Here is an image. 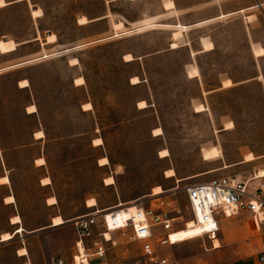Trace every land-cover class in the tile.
Returning a JSON list of instances; mask_svg holds the SVG:
<instances>
[{"label":"rangeland","instance_id":"1","mask_svg":"<svg viewBox=\"0 0 264 264\" xmlns=\"http://www.w3.org/2000/svg\"><path fill=\"white\" fill-rule=\"evenodd\" d=\"M32 1L46 10L41 19L42 28L59 34L60 42L67 46L110 36L114 32V36H119L130 32L128 29L135 25L145 24L140 26L142 30L0 73V135L7 161L6 170L0 161V176L11 171L12 179L11 185L0 186V199L12 187L18 196L27 230L44 228L34 234L24 233L29 235L24 240L19 235L12 242L1 243L0 264H22L15 255L21 245L28 248L32 264H52V258L57 254L72 260L73 249L68 246H72L77 233L71 220L94 209L87 204L91 198L96 199L98 208L120 203V216L124 219L128 216V208L134 205L125 203L151 193L156 196L154 189L157 186H161L163 192L177 187L175 197L183 216L190 221L183 190L186 184L227 174H238L246 180L256 169V177H262L260 172L264 168L260 167L264 166V160L211 171L225 162L240 160L247 151L246 160H253V153H264V12L258 15L259 19L251 18L253 20L248 23L250 34L245 22L237 15L192 29L181 23L174 25L176 28L170 25L208 18L216 12L209 0ZM221 1L231 8L249 2ZM4 5L5 1L0 0V7ZM175 5L179 10L173 9ZM78 14L83 15L78 18ZM32 15L40 17L43 10L33 8ZM103 15L107 17L88 23ZM114 20L119 21L114 23ZM155 20L170 24L152 22ZM30 29L31 19L24 5L10 11L0 8V52L11 53L18 45L13 39H2L3 35L22 39L29 36ZM204 35L216 40L217 49L194 57L193 65L199 67L200 80H187L184 63L188 49L200 48L199 39ZM56 39L54 33L47 37L48 42ZM179 45L183 47L149 56ZM212 48L211 41L203 42V50ZM38 49L39 44L32 43L10 55L28 56ZM126 53L147 57L125 63L122 56ZM72 57L79 60L73 61L75 58ZM70 58L72 65L80 63L71 67L67 64ZM132 59L131 54L125 55V60ZM3 60L4 56L0 54V64ZM193 65L186 67L189 76L199 75L198 68ZM79 75L85 77L86 85L72 86V78ZM257 75L262 80H258ZM22 76L33 80L43 127L48 132L45 138L37 139L33 146L25 148L16 146L31 140L38 123L35 117L24 114L30 98L25 90L15 87ZM138 76L144 80L149 78V82L132 86L131 82H140ZM228 77L234 85L230 86L232 81ZM221 80H224L223 86L229 87L208 92L219 87ZM149 83L155 91L152 99ZM200 83L208 93L199 95ZM148 97L152 106L139 109L138 101ZM198 98L200 102L195 101ZM88 100L93 103V110L84 111L82 103ZM84 105L86 110L92 108V104L91 107ZM139 106L146 107V101H140ZM157 128L162 130L160 134H157ZM222 128L227 130L221 132ZM36 136L43 137L44 133L36 132ZM96 138H101L102 143L96 144ZM164 149L168 150V155L161 157L160 152ZM39 154L44 155L46 164L35 167L33 161ZM104 157L108 158L107 164L101 161ZM98 162L106 166L101 167ZM169 170H174L173 177L167 176ZM44 176L50 177L51 184L42 183L50 185L41 184ZM50 195L56 198L54 206L46 204ZM9 213L10 209L0 204L1 238L3 233L12 230L7 221ZM56 214L62 216V225H69L61 230L54 228L57 226L51 224ZM245 220L251 231L234 244L207 252L198 239L196 248L177 244L163 247L162 253L174 257L180 264H197V256L210 261L209 264L229 259L250 261L255 253L264 249V233L253 231L251 217H245ZM221 225L225 239L233 226H244L245 222L225 218ZM197 233V229H181L173 239L184 242L192 240L196 237L192 235Z\"/></svg>","mask_w":264,"mask_h":264},{"label":"built area","instance_id":"2","mask_svg":"<svg viewBox=\"0 0 264 264\" xmlns=\"http://www.w3.org/2000/svg\"><path fill=\"white\" fill-rule=\"evenodd\" d=\"M251 181L223 176L186 184V210L194 221L192 228L199 230L191 239H201L206 250L213 249L214 240L220 236V218L240 214L250 215L255 230L264 233V185L256 186ZM176 192L177 187L125 203L134 204L135 209L124 219L120 216V203L105 208L96 206L89 213L74 217L71 222L77 240L72 260L56 256L52 264H180L162 253L163 247L180 243L173 239L177 231L189 228ZM219 264H264V249L250 261L224 260Z\"/></svg>","mask_w":264,"mask_h":264},{"label":"crops","instance_id":"3","mask_svg":"<svg viewBox=\"0 0 264 264\" xmlns=\"http://www.w3.org/2000/svg\"><path fill=\"white\" fill-rule=\"evenodd\" d=\"M4 1H5V5L4 6H1L0 8H6V10H8V11L12 10L14 7H17L19 5H24L26 7L27 14H28V16H30V19H31V29H30L29 36L26 37V38H22V39L21 38H15V39L14 38H10L7 35H3L2 36L3 37L2 39H13L18 45H17V49L14 50V51H12L11 53H1L0 52V54L4 56V60L2 61V64H0V73L1 72H4L6 70H11V69H14V68H17V67H20V66H24V65H27V64L36 63V62H44L48 58H53L55 56H60L61 57V56L65 55V54H67L68 52H71V51L80 49V48L85 47V46H88L90 44H93V43H96V42H100V41H103V40H106V39L114 38V37H119V36L128 34L130 32H136V31L142 30V29H139V28H140V26H142V25L145 24V23H143V24H140V25H135V26H133V28L128 29V30H130V32L125 33V34H121L119 36H114L115 35V32H114L110 36H106V37H103V38H98V39L91 40V41H86L84 43H79V44L72 45V46H67V45H64V44H62L60 42V36H59V34H57L55 32H52L51 30H46V29H43L42 28V26H41V19L45 16L46 10L44 8H42L39 4L34 3L32 0H4ZM214 1L215 0H209V4L212 5V6H215L216 12L214 14H212L211 16H209L208 18H204V19L197 20V21H193V22H189V23L176 22L174 24H170V23H160V22H158L156 20L155 21H152V22L160 23V24H170V25H172V27H175L174 25H176L177 23H181L183 25L188 26L187 29H192V28H196L197 26H201L202 24L215 22V21H218V20L226 19V18H228L230 16L237 15L238 16L237 17L238 19H242L243 22H245L246 28L248 30V33L250 32V34H251V29H250V26L248 25V23H250V21L253 20L254 18L259 19V16L258 15L261 12L262 13L264 12V0H249V2H247L245 4H242L240 6L234 7V8H231V7L227 6V4L225 3V1L219 0V1H217V3H214ZM33 8H40V9H42L43 10V15L40 16V17H34L32 15V9ZM173 9L179 10V8L176 5H175V7ZM166 10H171V9H166ZM255 10H258V11L256 12ZM82 15L83 14H78L77 17L79 18ZM222 15H224V16H222ZM106 17H107V15H103V16H100L99 18H96V19H93V20H89L88 23L100 21V20H102V19H104ZM251 18H253V19H251ZM206 20H208V21H206ZM88 23H86V24H88ZM80 25H82V24H80ZM155 26H157V25H155ZM160 26H167V25H160ZM125 28H126V26H125ZM52 33H54L56 35L57 39L54 42H48L47 41V37H48L49 34H52ZM206 40L211 41L213 43V48L210 49V50H208V51L203 50V42L206 41ZM32 43L39 44V49L36 50L35 53L29 54L28 56H11L10 55V54L18 51L21 48H25V47L29 46ZM253 45H255V43H253L252 46H251L252 52H253ZM57 47H59V48L57 49ZM181 47H183V46L179 45L176 48H172L170 46L169 48H166L164 50L156 51L155 53H152L149 56H154V55H158V54H162V53H166V52H172L173 50H177V49H179ZM199 47L200 48L195 49V50H193L192 48L191 49L190 48L189 49L187 48L188 49V58H187L186 62L184 63V77L187 80L196 79L197 82H198V80H200L199 79V77H200L199 67L193 65V63L196 62V60H195L194 57L196 55L201 54V53H204V52H212V51H215L217 49V42L211 36L204 35V36H202L199 39ZM193 53H195V54H193ZM46 54L48 56L47 57H44ZM126 54H131L132 57H133V59L132 60H129V61L128 60H125V55ZM126 54H124L122 56V59H123V61L125 63H130V62H133V61H136V60H140V58L143 59L144 57H147V56L137 57V56H134L132 53H126ZM72 58H77V57H72ZM72 58H70L69 60H67V64H69V66H71V67L72 66H76V65H78L80 63V61H79L78 64L72 65L70 63V60ZM188 65H193V67H197L198 70H199V75H197V76H189L188 70H186V67ZM259 75H262V74H259ZM259 75H257L256 78L258 80H262L263 79V75H262V79H259ZM78 77H83L85 79V77L82 76V75L75 76V77L72 78L71 85L74 86V87L85 86L86 85V79H85V82L83 84H76L75 83V80ZM138 77L140 79V82L139 83H132L130 81L131 82L130 84L132 86H136V85H139V84H144L145 82H149V78H145V80H144V78L142 76H138ZM228 78H226V79H228ZM226 79H224V80H226ZM229 79H231V78H229ZM22 80H27L28 81V85L27 86H21L20 85V81H22ZM224 80H221L220 81L219 87H217V88H215V89H213L211 91H208V92H213V91H217V90H220V89L229 87V86H223V81ZM231 81H232V79H231ZM201 84L202 83H200V86H199V95H203V94L208 93L207 91L204 90V88H202ZM232 85H234L233 84V81H232V84L230 86H232ZM15 87L18 90H25L28 93L29 98H30V101H29V103L24 108V114L27 115V116H33V117H35L37 119V123H38V127L31 134V140L29 142H27V143L19 144L16 147H20V148L30 147V146H33L36 143V140L37 139H40L41 140V139L45 138L48 135V132L43 127L42 116H41V108H40V105H39V103L37 101V98H36V92H35L34 83H33L32 78L29 77V76H22V77H20L16 81ZM262 89L264 91V83H263ZM149 90L151 92V95H150L151 99L152 98H155V91H154L153 86H151L150 83H149ZM150 97L144 98V99L140 100V101H143V100L146 101V103H147V106L146 107H140L139 106V102L140 101H138V108L139 109H146V108L151 107L152 104L150 102ZM195 101L196 102L197 101L200 102L199 98H198V100H195ZM88 102H90L92 104V108L89 109V110H86V109H84L83 105L85 103H88ZM30 105H35L36 106V111L35 112H29L28 111V106H30ZM82 109L84 111L93 110V103L91 101H89V100L86 101V102H84V103H82ZM226 130L227 129L222 128L220 131L223 132V131H226ZM38 131H42L44 133V136L43 137H37L36 136V132H38ZM4 152H5V145L3 144V141H2V138H1V135H0V161L3 164V167L6 170L7 169L6 168L7 161H6V157H5ZM247 153H249V151H247L246 153L242 154L240 160L235 161L233 163H226L225 162L220 168L215 169V170H213L211 172H215V171H218V170H226V169H229V168H231L232 166H235V165L247 164V163L255 162L257 160H264V153L255 155L253 152L252 153H253V155H254L255 158L253 160H246L245 159V156H246ZM40 157H42L45 160L44 155L43 154H39V156L37 158H35L34 161H33V165L35 167L36 166L37 167H42V166H44L46 164V162L44 164H42V165H39V164L36 163V160L38 158H40ZM98 165L101 166V167L102 166H106V165H100L99 162H98ZM226 165H227V167H224ZM260 168H264V166H262ZM256 171H257V169L254 170L253 174H251V176L249 177L251 180H254L252 182V184H254L256 186L264 185V177H256ZM9 173H11V171L3 173L2 176H0V178L3 177V176H7L9 178L10 182L9 183H2V182H0V186H3V185L7 186V185H11L12 184V179H11V176H10ZM223 176L236 177L238 179H241L238 176V174L217 175V176L212 177V178H218V177H223ZM46 177H49V176H44L43 178H41V184L43 186H48V185L51 184L50 183L48 185H44L42 183V180L44 178H46ZM246 179H248V178H246ZM203 182H205V181H203ZM11 195L14 196V201L13 202H6L5 198L7 196H11ZM52 196L53 195H50L48 198H50ZM48 198L46 199V204L48 206H54V205L57 204V203L56 204H48V202H47ZM0 204L2 206H4V207H8L10 209V213H9V215L7 217V221H8V226L9 227H12V230L6 231V232H9V233L14 234V237H12L9 240H5V241H2L1 236H0V244L3 243V242H12L19 235L24 240V237L29 236V235H23L24 233H26V234H34V233H36V232L41 231L42 229H44V228L39 227V228L34 229V230H27V226L25 224V217H24V215L22 213V210H21V207H20V203H19V200H18V196H17V194L15 193V191H14V189L12 187L11 188H8L7 189V192L1 197ZM96 206L89 207V208H94L95 209ZM17 215L20 217L21 221L19 223H12V221H11L12 217L13 216H17ZM56 215H60V214H56ZM245 217H250V215H248V214H240V215H233V216H230V217H221L220 218V221H219L220 222L219 223L220 224V229H221L220 236H219L220 247H218L216 249L222 248L225 244H234V243H236V241L239 240L243 236V234L248 233L249 231H251V226H250V224H248V222H246ZM225 218H228V219H242V220H244L245 225L244 226H233L230 229V231L228 232L226 238L224 239L222 237L223 229H222L221 223H222V221ZM66 225H69V224L66 223L65 225H60V226L58 225L57 227H54V228H58L59 230H61V228L64 227V226H66ZM19 227H22L24 229V231L23 232L20 231L18 233L15 232ZM252 229H253V231L257 232L254 229L253 226H252ZM75 231H76V229H75ZM76 240H77V238L76 239L74 238L73 243H72V246H68L69 249H73L72 256L75 253V243H76ZM197 240H198V238L192 239V240H187V241H184V242H180L178 244H184V246L189 247V248H196V247H198L197 246ZM57 241L58 240H55V244H58ZM22 247H25L27 249V251H28L27 254L22 255V254L19 253V249L22 248ZM216 249H211V250H206L205 249V251L209 252V251L216 250ZM15 255H16V257L18 259H21L23 261L22 264H27V263L32 264L29 261V258H28V256H29V250H28V248L26 246L21 245L20 247H18L15 250ZM164 255H168V254H164ZM56 256L62 257L61 255H58V254L55 255L54 257H56ZM54 257L52 258V261H53ZM62 258H64V257H62ZM64 259L66 261H68V262H71V260H69V258H64ZM209 262L210 261L205 260V259H202L200 256H197V264H209ZM93 264H109V263L107 261H97V262H95Z\"/></svg>","mask_w":264,"mask_h":264},{"label":"bare ground","instance_id":"4","mask_svg":"<svg viewBox=\"0 0 264 264\" xmlns=\"http://www.w3.org/2000/svg\"><path fill=\"white\" fill-rule=\"evenodd\" d=\"M81 17V16H80ZM119 20H114V23H117ZM73 61H77V59L75 58V59H73ZM134 80L135 79H137L136 77H134L133 78ZM75 82H76V84H82V83H84V78L83 77H78V78H76V80H75ZM20 85L21 86H27L28 85V81L27 80H22V81H20ZM85 107H91V103H86L85 105H84ZM28 111L29 112H35L36 111V106L35 105H30V106H28ZM156 132H157V134H160L161 132H162V130L160 129V128H157L156 129ZM38 134H43V132L42 131H39V132H37ZM94 142L96 143V144H101L102 143V139L101 138H96L95 140H94ZM160 155H161V157H166L167 155H168V150L167 149H164V150H162L161 152H160ZM101 161H102V163L103 164H107L108 163V158L107 157H104V158H102L101 159ZM36 162L37 163H39V164H43L44 162H45V160L42 158V157H40V158H38L37 160H36ZM175 175V172H174V170H169V171H167V176L168 177H173ZM260 176H262V177H264V170H262L261 172H260ZM108 181H110L111 180V178H108L107 179ZM0 181L2 182V183H9V178L7 177V176H3V177H1L0 178ZM44 183H50V179L48 178V177H46V178H44L43 180H42ZM162 193H164L163 192V189H162V187L161 186H157L155 189H154V194H157V195H160V194H162ZM5 200H6V202H13L14 201V196H7L6 198H5ZM48 202L50 203V204H55L56 203V198L55 197H51V198H49L48 199ZM88 206L89 207H92V206H95V205H97V202H96V199L95 198H91L90 200H88ZM135 209V205H131L129 208H128V215H129V213L130 212H132L133 210ZM120 210V212L122 211L121 210V208L119 209ZM11 221H12V223H19L20 221H21V219H20V217L17 215V216H13L12 217V219H11ZM188 222V229H192V226H193V224H194V221H193V219L192 220H190V221H187ZM64 223V220H63V218H62V216H60V215H57V216H55L54 218H53V226H58V225H62ZM193 229H196V228H193ZM23 230V228L22 227H19L15 232H20V231H22ZM198 230V229H197ZM199 231V230H198ZM14 234H11V233H9V232H6V233H3L2 234V241H5V240H7V239H9V238H11L12 236H13ZM218 247H220V240L219 239H215L214 240V248L213 249H216V248H218ZM19 253L20 254H22V255H25V254H27L28 252H27V249L26 248H20L19 249ZM28 264H30V263H28Z\"/></svg>","mask_w":264,"mask_h":264},{"label":"snow or ice","instance_id":"5","mask_svg":"<svg viewBox=\"0 0 264 264\" xmlns=\"http://www.w3.org/2000/svg\"><path fill=\"white\" fill-rule=\"evenodd\" d=\"M130 59V58H129ZM229 127H231V125H229Z\"/></svg>","mask_w":264,"mask_h":264},{"label":"trees","instance_id":"6","mask_svg":"<svg viewBox=\"0 0 264 264\" xmlns=\"http://www.w3.org/2000/svg\"><path fill=\"white\" fill-rule=\"evenodd\" d=\"M9 182H10V180H9ZM13 237H14V235H13ZM11 239V238H10Z\"/></svg>","mask_w":264,"mask_h":264}]
</instances>
